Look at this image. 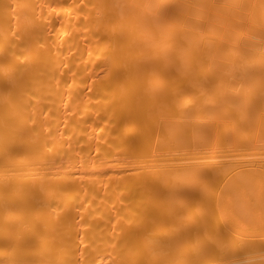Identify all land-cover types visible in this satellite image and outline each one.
I'll list each match as a JSON object with an SVG mask.
<instances>
[{
    "label": "bare ground",
    "instance_id": "1",
    "mask_svg": "<svg viewBox=\"0 0 264 264\" xmlns=\"http://www.w3.org/2000/svg\"><path fill=\"white\" fill-rule=\"evenodd\" d=\"M230 1L0 0V264H200L207 141L264 134V0ZM258 156L227 178L264 202Z\"/></svg>",
    "mask_w": 264,
    "mask_h": 264
},
{
    "label": "rangeland",
    "instance_id": "2",
    "mask_svg": "<svg viewBox=\"0 0 264 264\" xmlns=\"http://www.w3.org/2000/svg\"><path fill=\"white\" fill-rule=\"evenodd\" d=\"M196 0H190V2H192V4L195 6L196 4H197V7H208V6H213V5H225V6H229L228 4L229 3H227L228 2V0H227V2H226V0H197L196 2H195ZM201 3L200 5H199V2ZM225 1V2H224ZM230 1V0H229ZM198 2V3H197ZM196 3V4H195ZM226 3V4H225ZM230 3H232L231 1H230ZM244 92V91H243ZM241 106H243L244 107V105L243 104H241ZM240 105L238 106V107H241ZM253 109H254V107H253ZM259 110V109H254L253 111H252V114H257V111ZM259 112V111H258ZM240 116V115H239ZM222 117V116H221ZM224 117V116H223ZM256 117V116H255ZM254 117V118H255ZM239 117L237 116L236 118L234 117V118H232L233 120H230V121H224V119L225 118H223V121H224V123L225 124H223V126L222 127H224V125H225V131L223 130V132L225 133V135H224V133H223V135H224V137L225 138H223V135H222V138H223V140L221 139V141H222V144L221 143H219L220 141H217L218 143H219V145L221 144V146H216V145H214L215 143H217L216 142V140H218V139H214L212 136H214L215 134H212V136L210 135V138L211 139H209V141H207V142H209V144L208 145H212L213 144V147H214V150L216 151V153H215V151H211V149L210 148H208V150L205 148V150H207V151H209V152H207V157L209 156V157H211V159L210 158H207V159H204L206 162H208V169H209V167H210V170L212 171V173H214L213 171L215 170V172H216V176H217V171L216 170H218V172L220 171V167H219V169L217 168V166H223L224 165V169L222 168L221 170H224L225 172H223V173H219V175L216 177L215 175H213L212 173H210V174H212L211 176L214 178V176L216 177V178H214L213 179V182H210V180H206L205 181V179H204V181H205V183L206 182H208L207 184H209L208 185V187L206 186H204V185H206V184H203L202 186L203 187H205V189H207L208 190V196L210 197V199L211 200H209V197L207 196H205V195H207V194H203L206 198H207V200H208V202L206 201H204L203 202V206H205L206 205V207H208V204H209V209L210 208H212V210H211V213H213L212 211H213V209L217 206V208L219 209L218 211H220L219 213H216L217 215H214L215 214V212H218V211H214V213L213 214H211L212 215V217H208V216H210V210L207 208L206 210L209 212V214H207L206 216H207V218H210V221H208V222H210V224H211V226L212 227H214L215 226V228L217 227V225H215L216 224V220H217V222H218V220H219V217H221V219L220 220H223L222 222H223V224H222V222L220 221V222H218V224H219V226H221L220 228H219V230H221V231H219V234L217 233L218 231H217V228L215 229L214 228V230L213 229H211L212 227H209V223L207 222H205L206 224H205V226L203 225V228H205V227H207V224H209L208 225V227L206 228V231H208L209 230V232H207V236H203V235H201V238H202V236H203V239H204V237H205V239L204 240H202L203 241V245L202 246H205L204 248H206V249H208L205 253H206V256H205V258H204V256H201L202 258H201V261H203V262H201L200 261V264H232V263H234V264H240V261L241 262H244V260L245 261H248V260H246L247 258L248 259H250V261H248V263L249 262H251V263H254L255 261L254 260H256V259H259V260H261L262 261V258H261V256L258 258L257 256H255V255H261L263 252H264V244H261L262 242H264V233H262L261 232V229H263L264 230V227H263V225H264V223L262 222V221H264V205H263V200L262 199H260V196L257 194L258 192H256V193H252V194H250V195H246V196H250V198L247 200L246 199V197H244L245 199H243V197H240V196H242V195H240V193L242 192V190L243 189H245L246 190V193H247V190L248 189H246V187L245 188H243L242 190H239V191H241V192H238V189H239V186L238 185H235V186H237L238 188H236V187H234L233 188V185L235 184V183H237V182H233L234 184L232 185V182H231V180H229L228 178H230L231 177V175L233 176L234 174H237L236 172H234V171H237V172H239L241 169H242V166H243V164L245 163V161H244V159L246 158V160H247V158H251V155L253 156L252 158L257 162L258 160H256V158H257V156L261 153V152H264V134L262 135H260L259 133H257V131L255 132L254 131V128H255V126L253 127V125H256L255 123L257 122V118H258V120L259 119H261V118H259V117H256V120L254 119H252L251 120V117L247 120V122L245 121V120H243L242 119V117L240 116V118L238 119ZM217 119V118H216ZM220 120H221V118H219ZM220 120H215V123L213 122V120L211 119L210 121H212L215 125L217 124V125H220L221 126V124H220ZM235 120V121H234ZM238 120H240L239 122H238ZM262 120V119H261ZM216 121H218V122H216ZM222 121V122H223ZM256 121V122H255ZM264 121V120H263ZM207 122V121H206ZM249 122V123H248ZM207 123H209V122H207ZM240 123V124H239ZM244 123V124H243ZM249 125H248V124ZM250 123L252 124L251 126H250ZM258 123H260V120H259V122H257V125H258ZM212 124V123H211ZM213 124V125H214ZM227 124V125H226ZM229 124H231V125H229ZM236 124V125H235ZM263 124V123H262ZM210 125V123L207 125V126H209ZM233 125V126H232ZM260 125H261V123H260ZM219 126V127H220ZM241 126V127H240ZM259 126V125H258ZM258 126H256L257 128H258ZM238 130H237V129ZM257 128H255V129H257ZM231 129H233V130H231ZM236 129V130H235ZM245 129V130H244ZM229 130V131H228ZM236 132V133H234V132ZM239 131H240V133H239ZM248 131V132H247ZM228 132H232L233 134H230V133H228ZM207 133V132H206ZM211 133V132H210ZM209 132H208V134H210ZM230 135V136H228V135ZM253 134H255L254 136H253ZM235 137H234V136ZM249 135V136H248ZM207 136H209V135H207ZM207 136H205V137H207ZM216 136V135H215ZM214 136V137H215ZM231 136H233V137H231ZM245 136V137H244ZM253 136V137H252ZM228 137V138H227ZM238 137V138H237ZM242 138V142H241V138ZM258 137H260V139L258 138ZM207 138H209V137H207ZM215 138H217V136L215 137ZM219 138V137H218ZM235 138V139H234ZM250 138V139H249ZM212 139H214V140H212ZM248 141H247V140ZM259 139V140H258ZM262 139V140H261ZM214 141V142H212V143H210V141ZM228 140V141H227ZM234 140V141H233ZM204 141H205V139H204ZM224 141V142H223ZM227 141V142H226ZM236 141H238V142H240V143H236ZM246 141V142H245ZM252 141V142H251ZM260 141V142H259ZM257 142V143H256ZM227 143H229L230 145H228ZM233 143V144H232ZM255 143V144H254ZM205 144V143H204ZM237 144V146H235ZM244 144V145H243ZM246 144L248 145L247 146V148H246ZM250 144V145H249ZM206 146L205 147H207L208 145H207V143L205 144ZM224 145V146H223ZM253 145H256V146H260L261 145V148L259 147L258 148V151H259V149L261 150V152L259 151H256L254 148L256 147V146H253ZM223 146V147H222ZM229 146V147H228ZM254 148H253V147ZM208 147H212V146H208ZM213 147H212V149H213ZM216 147H219V148H216ZM226 147V148H225ZM232 147H234V148H232ZM236 147V148H235ZM243 149H242V148ZM251 149H253V150H251V152H249V151H246V150H250V148ZM223 148L225 149L224 150V152L222 151L223 150ZM228 148V149H227ZM263 148V149H262ZM222 149V150H221ZM230 149H233V150H230ZM219 150V151H218ZM229 150V151H228ZM254 150H255V152H256V154H258V155H256L255 157H254V155H253V152H254ZM234 151V152H233ZM238 151V152H237ZM243 151H245V152H243ZM206 152V151H205ZM214 154H213V153ZM221 153V155H220V153ZM223 152V153H222ZM230 152V153H229ZM242 152V153H241ZM258 152V153H257ZM219 153V154H218ZM233 153V154H232ZM240 153V154H239ZM245 153H247V157L245 156ZM251 153V154H250ZM217 154V155H216ZM227 154V155H226ZM238 154V155H237ZM249 154V155H248ZM211 155V156H210ZM216 156V157H214V156ZM229 155V156H228ZM237 155V156H236ZM212 156H213V158H212ZM223 156V157H222ZM232 156V157H231ZM234 156H236V157H234ZM250 156V157H249ZM262 156H264V153H261L259 156H258V158H261ZM222 157V158H221ZM242 157V158H241ZM204 158H206V153H205V157ZM226 158V159H225ZM210 159V160H209ZM240 159H243V160H240ZM217 160V161H216ZM222 160V161H221ZM224 160V161H223ZM239 160H240V162H239ZM217 162V164H215L216 162ZM219 161V162H218ZM234 161V162H233ZM239 162V165H240V163H242V165H237V162ZM205 162V163H206ZM210 162H212V163H210ZM213 162H215V163H213ZM220 162L222 163V164H220ZM234 163H236L235 165L239 168V169H237L236 170V168L237 167H235L234 165H232V164H234ZM231 166H230V165ZM210 165V166H209ZM226 165V166H225ZM206 166H207V164H206ZM206 166H205V169H204V172L206 173H208L209 174V172H210V170H207L206 169ZM212 167H214V168H212ZM229 167H230V169H229ZM234 169H233V168ZM226 168H227V170H226ZM212 169H214V170H212ZM205 170H207V171H205ZM229 170V171H228ZM231 170H232V173H231ZM222 172V171H221ZM233 172H234V174H233ZM204 173V175H208V174H205ZM210 174H209V176H210ZM221 174V175H220ZM224 176H226V178L224 179L223 177V175ZM229 174V175H228ZM210 176V177H211ZM221 176V177H220ZM205 177H207L206 179H208V178H210V177H208V176H205ZM204 177V178H205ZM228 177V178H227ZM236 177V176H235ZM218 178H220L219 180H220V182H219V180H218ZM232 178V177H231ZM234 178V177H233ZM223 179V180H222ZM236 180H237V177L235 178ZM235 179H232L233 181H235ZM212 181V180H211ZM218 181V182H217ZM221 181H223V182H221ZM226 181V182H225ZM237 181H239V183L241 182L240 180H237ZM210 182V183H209ZM229 182V183H228ZM216 183H217V185H216ZM231 183V184H230ZM238 183V184H239ZM231 186H230V185ZM210 185H211V187H210ZM220 185V186H219ZM223 185H224V187H223ZM240 185V184H239ZM244 184H242L241 186H243ZM214 186V187H213ZM228 188H227V187ZM240 186V187H241ZM245 186V185H244ZM202 187V188H203ZM209 188V189H208ZM224 188V189H223ZM204 189V190H205ZM210 189H211V191H210ZM236 189V190H235ZM203 190V189H202ZM203 190V191H204ZM212 190H215V191H217V192H215L214 193V191H212ZM221 190V191H220ZM225 190H228L227 192H229V193H227ZM250 190V189H249ZM210 191V192H209ZM232 191H234V192H232ZM257 191H258V189H257ZM221 192V195L220 194H218V193H220ZM232 192V193H231ZM238 194H237V193ZM250 192H252V191H248V193H250ZM204 193H205V191H204ZM217 193V194H216ZM243 193H244V191H243ZM242 193V194H243ZM215 194H216V197H215ZM256 194V195H255ZM217 195H219V196H217ZM233 195H235V196H237V198L235 197V196H233ZM254 195V196H253ZM222 196V197H221ZM243 196H244V194H243ZM259 197V199H260V201H258L259 199L258 198H256V197ZM215 197V198H214ZM218 197V198H217ZM220 197V198H219ZM224 197H225V199H224ZM226 197H227V201H225L226 200ZM232 197H234V199L232 198ZM247 197V198H248ZM217 198V199H216ZM231 198V199H230ZM239 198L241 199V200H239ZM214 199H216V202L214 201ZM224 199V200H223ZM205 200V199H204ZM225 201L228 205H226V203L224 204V202L223 201ZM230 200V203H232V201H234L235 202V204H234V202H233V204H231L230 206H229V201ZM239 200V201H238ZM245 202H244V201ZM221 201V202H220ZM237 201V202H236ZM212 202V203H211ZM220 202V204H218ZM240 202V203H239ZM247 202L248 203H250V205H251V209L250 210H252V208L254 209V215L255 214H257V216H253V215H251V214H253L252 212H250V215H248V213H247V211H248V208L250 207L249 205H247ZM207 203V204H206ZM224 205H223V204ZM245 203V204H244ZM262 203V204H261ZM216 204V205H215ZM244 204V205H243ZM213 205V206H212ZM226 205V206H225ZM244 207H243V206ZM245 205H247V206H245ZM261 205V206H260ZM221 206L223 207V208H221ZM229 206V207H228ZM232 206V207H231ZM234 206H235V208H234ZM237 206V207H236ZM205 207V208H206ZM214 207V208H213ZM226 207V208H225ZM246 207H248V208H246ZM228 208H231V210L230 209H228ZM238 208H239V210H240V212H239V210H238ZM242 208H244V209H242ZM245 208H246V210L247 211H245ZM225 209V215H226V218L228 217H230V219L228 220V218L226 219V222H225V215H223L222 213L224 212H222L221 213V211L222 210H224ZM235 209V211L236 212H239L240 214H241V217L243 216V218H241L240 217V214L238 213V214H236V212L235 211H233ZM256 209H258V210H256ZM214 210H216V209H214ZM249 210V211H250ZM231 211V212H230ZM233 211V212H232ZM245 213H244V212ZM230 212V213H229ZM229 213V214H228ZM232 213H234V215L236 216L237 215V217H238V215H239V217H238V221H237V217H235V216H233V214ZM219 214H220V216H219ZM258 214H259V216H258ZM219 216V217H216V219H214L215 220V224H212V223H214V220H212L213 218H214V216ZM223 215V216H222ZM231 215L233 216V217H231ZM245 215V216H244ZM248 215V216H247ZM236 219H235V218ZM223 218V219H222ZM244 218H245V220H244ZM255 218H256V220H255ZM257 218H259V219H257ZM238 222H236L235 223V220ZM260 219H262V220H260ZM209 220V219H208ZM261 221V222H258V221ZM230 223L231 221L232 222H234V224H231V226H232V229H230L231 227H230V224L228 223V222ZM239 221H241L240 223H239ZM253 221V222H252ZM256 221V222H255ZM225 222V223H224ZM231 222V223H232ZM258 222V223H257ZM228 223V224H227ZM246 223V224H245ZM253 223V224H252ZM256 223H257V225H256ZM220 224H222V225H224L225 224V229L223 228V226L222 225H220ZM227 224V225H226ZM236 224V225H235ZM239 224H240V226H239ZM263 224V225H262ZM242 225V226H241ZM218 226V227H219ZM241 227V229H242V231H241V229L240 228H236V227ZM247 226V227H246ZM254 226V227H253ZM228 227V228H227ZM234 227H235V231L234 232H236L237 233V231H238V236H237V234H234L236 237H234V238H232V239H235V240H232L231 238H228V237H232L233 236V233L231 232H228L229 230L230 231H233V229H234ZM244 227H246V228H244ZM256 227V228H255ZM263 227V228H262ZM239 229V230H238ZM245 229H246V232L248 231L249 233H247L246 234V232H245ZM256 229V230H255ZM202 230V229H201ZM205 230V229H204ZM223 230H224V232H223ZM226 230H227V232L229 233V234H232V235H230L229 236V234H227V232H226ZM241 231V232H240ZM259 231V232H258ZM213 232H215V233H213ZM222 233V235H221V233ZM258 232V233H257ZM202 233L204 234V231H202ZM206 233V232H205ZM211 233V234H210ZM240 233V234H239ZM214 234H217L218 236L220 235V238L217 236H215L214 237ZM224 234V235H223ZM250 234H252V235H250ZM260 234V236H258ZM210 235H212V236H210ZM208 236H210L211 237V239H210V237H209V239H208ZM247 236V237H246ZM255 236V237H254ZM261 236H263V237H261ZM226 237V238H225ZM251 237V238H250ZM257 237V238H256ZM213 238V239H212ZM218 240V238L220 239L218 242L216 241V239ZM221 238H223L225 241H223V240H221ZM244 238H246V240H243ZM250 238V239H249ZM254 238V239H253ZM215 239V240H214ZM227 239H231L232 241H230V243H231V246H230V243H228L229 241H227ZM247 239H249L248 241L251 243V244H253V245H250V244H248L249 242H247ZM258 239H260L262 242L260 243V240L258 241ZM208 240V241H207ZM213 240H214V242H213ZM252 240V241H251ZM212 241V242H211ZM235 241V246H233V249L232 250H234V247H235V250L233 251V252H229V251H231V247H232V242H234ZM243 241V242H242ZM209 244H207V243ZM220 242V243H219ZM226 242V243H225ZM213 243H215V244H221L222 245V243L224 244V247H222V248H226V244H227V246H229L227 249H228V251H227V249H224V250H226V251H224V250H222V248L220 247V246H218V245H214ZM254 243H256V244H254ZM257 243H259L258 245H257ZM237 244V245H236ZM243 244V245H242ZM244 244H246V245H244ZM233 245H234V243H233ZM238 245L240 246V247H238ZM249 245H250V249L248 248L249 247ZM214 246V247H213ZM219 248H218V247ZM243 246L246 248V249H243ZM256 247V249L255 248H253V247ZM263 247V248H262ZM203 248V249H204ZM212 248V249H211ZM238 248H240V249H238ZM249 250H248V249ZM260 248V249H259ZM202 249V253L204 254V251L206 250H203ZM210 249V250H209ZM215 249V250H214ZM219 249V250H218ZM237 249V250H236ZM263 249V250H262ZM213 250V251H212ZM242 250V251H241ZM261 250V251H260ZM217 253H216V252ZM235 251H239V252H235ZM255 251V252H254ZM263 251V252H262ZM221 252V253H220ZM224 252V253H223ZM250 252H252V253H250ZM257 252V253H256ZM260 252H262V253H260ZM220 253V254H219ZM228 253V254H227ZM235 253V254H234ZM248 253V254H247ZM254 253H255V255H254ZM250 255H251V257H250ZM263 255V254H262ZM99 257L101 258V259H103V260H106V255L103 253V252H100L99 253ZM207 257V258H206ZM257 257V258H256ZM263 257V256H262ZM203 258H204V260H203ZM264 258V257H263ZM234 262H233V261ZM256 261H258V260H256ZM264 261V260H263ZM232 262V263H231ZM260 262V261H259ZM241 264H243V263H241ZM245 264H247V262L245 263ZM255 264V263H254ZM257 264H259V263H257ZM262 264H264V263H262Z\"/></svg>",
    "mask_w": 264,
    "mask_h": 264
}]
</instances>
